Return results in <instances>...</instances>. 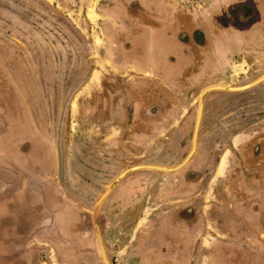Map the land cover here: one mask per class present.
<instances>
[{
	"label": "rangeland",
	"instance_id": "rangeland-1",
	"mask_svg": "<svg viewBox=\"0 0 264 264\" xmlns=\"http://www.w3.org/2000/svg\"><path fill=\"white\" fill-rule=\"evenodd\" d=\"M239 1L0 0V157L17 162L16 167L24 162L31 187L34 179L43 180L44 191L61 192L62 203L76 208L82 219L78 242H46L42 256L49 250L53 254L40 257L38 264H59L57 249L76 256L60 262L105 264L93 225L101 193L89 190L80 177L87 175L89 139L102 137L101 132L115 145L118 138L141 139L142 165L175 167L192 148L202 92L215 85L244 86L264 75V0H245L253 9L247 29L236 28L227 17V6ZM202 11L219 31L205 48L196 44H201V33L191 32L201 26ZM183 12L189 14L188 38L175 34L177 27H188L179 23ZM167 27L172 39L162 40L159 30ZM127 105L135 113L123 108ZM149 105L165 111L151 120ZM203 105L190 159L175 171L155 170L172 179L177 171L190 169L191 186L201 185L217 156L242 157L254 138L264 139V79L241 91L211 90ZM104 106L114 110L106 114ZM132 121L141 123L136 134L124 130V122ZM60 139L65 159L59 179ZM116 151L119 159L111 161L128 154L122 146ZM109 168L113 173L114 165ZM101 216L98 210L103 248L109 263L116 264L117 258L106 253Z\"/></svg>",
	"mask_w": 264,
	"mask_h": 264
},
{
	"label": "crops",
	"instance_id": "crops-1",
	"mask_svg": "<svg viewBox=\"0 0 264 264\" xmlns=\"http://www.w3.org/2000/svg\"><path fill=\"white\" fill-rule=\"evenodd\" d=\"M233 156L202 175L201 186L167 185L170 177L152 169L122 177L99 208L108 257L116 264H264V139L254 138L242 157ZM7 159L0 157V264H38L46 242H78L82 219L62 203L61 192L44 191L43 180L31 187L24 162L16 167ZM130 165L101 195L141 164ZM54 251L62 259L75 256Z\"/></svg>",
	"mask_w": 264,
	"mask_h": 264
},
{
	"label": "flooded vegetation",
	"instance_id": "flooded-vegetation-1",
	"mask_svg": "<svg viewBox=\"0 0 264 264\" xmlns=\"http://www.w3.org/2000/svg\"><path fill=\"white\" fill-rule=\"evenodd\" d=\"M247 2V1H246ZM245 0H240L239 3H236L234 5H228L227 6V17H229V19L231 21H233L235 23L236 28L238 29H247L249 26L245 25L246 23V19L248 18L249 15H251V13H253V9H249L250 6L248 5V3H246ZM168 12V10H167ZM185 12H183V17L181 18V20L179 21L180 24H187L188 27L187 29L189 30V20L187 19L189 17V14H187L186 17H184ZM206 11H202L201 13V26L200 27H194L191 32L193 33V35L195 36L197 34V32L201 33V44L200 43H196L198 47L201 48H205L206 46L210 45V43L212 42V35H217L219 33V31H217L215 29L214 26H212V20H208V18H212L211 16L208 17V15H206ZM142 19L147 18L146 15L141 16ZM156 19L159 18V15H154L152 16ZM207 18V19H206ZM167 21H170V19L168 18V16H166ZM254 21V20H251ZM250 21V22H251ZM160 25H156V26H151L154 28L159 27ZM171 27H174L173 25H171ZM142 28V27H141ZM169 27L166 28V30H159L160 31V38L162 40H168V39H172V33L171 30L168 29ZM185 28V27H184ZM182 27H177L175 34H186L187 38H188V32L187 29H184ZM160 29V28H159ZM141 31V29H139ZM143 30V29H142ZM143 32V31H142ZM173 32V31H172ZM178 37V36H177ZM189 43V41L187 42ZM187 43H185L187 45ZM195 44V43H194ZM210 47V46H208ZM137 54L138 56L142 57L143 56V51L137 50ZM184 64V62H182ZM203 64V63H201ZM204 65V64H203ZM206 65V64H205ZM120 97V96H118ZM124 98V97H123ZM104 100V99H103ZM123 108H127V112H129L130 114L133 113V107L131 105H127V106H123ZM148 108V106L146 107ZM149 113H150V117L151 120L152 119H157V117L162 114L165 110H163V108L161 107H155L154 105H149ZM204 105H203V110H204ZM103 109L107 110V113L105 111L106 114H111L112 111L114 110V107H103ZM135 109V108H134ZM262 109V108H261ZM203 112V111H202ZM141 113V112H140ZM139 113V114H140ZM105 114V116H106ZM115 118H113L114 120ZM117 127L119 128L118 124H116ZM141 123L137 122V121H132V122H124V130L125 129H129V130H134L133 134H136L135 131L137 129H141ZM106 127V126H103ZM236 127V126H235ZM107 128V127H106ZM96 129H99V127H96ZM104 133L101 132V136L102 137H96V138H91L89 139L87 145H86V153H85V162L87 163L86 165V174L87 175H81L80 177H84L86 178L87 182L89 185V190L93 191L95 190L96 192H102V189L105 185H107L118 173H120L121 171H123L124 169H126L127 165L131 164L129 167H132L134 165H137V163L140 162V164L142 165V142L140 140H136V138H130V139H120L118 138L117 140L115 139V141L119 144H110V138H108V136H103ZM61 143H58V146L60 147L59 150V154H58V159H57V173L55 172V177L57 178H61V175L63 174V170H62V164H63V159H65V154H63V149H62V144H63V139H60ZM119 146H122L124 150H128V154H125V156H121L120 161H116L117 159H119V157H117V155L115 153H117V149L119 148ZM116 148V150L114 149ZM116 151V152H115ZM110 154H113L112 156H110ZM110 157H114L115 159H112ZM84 157H80V161L83 160ZM222 158V155L217 156L215 159L217 160H213L214 161V167L215 168L216 164L219 162V160ZM115 162V163H114ZM118 163V164H117ZM110 165H114V170L113 173L110 172ZM88 168V169H87ZM212 169V170H213ZM178 173V177L176 179H170V181H166L167 185H175V184H182V182L186 185L190 184V175H191V171L190 169H181L180 171H177ZM209 173V172H208ZM88 174H91L90 176H88ZM209 175V174H206ZM203 176H205V174H203ZM92 177L91 182L90 180H88V178ZM96 177V180H95ZM176 182V183H174ZM91 185V186H90ZM198 186V185H197ZM201 186V185H200ZM91 188V189H90ZM151 196H148V200H150ZM149 203V201L147 202ZM106 237V235H105ZM104 238V236H103ZM106 245V244H105ZM107 253V252H106ZM58 256V260L60 261V256ZM51 257V251H47V254L45 256H43V258H49ZM49 261V264H51V261ZM43 263H46L43 260ZM59 263V262H58ZM60 263H64V262H60ZM119 263L123 264L124 263V259H119ZM126 264V263H124Z\"/></svg>",
	"mask_w": 264,
	"mask_h": 264
},
{
	"label": "water",
	"instance_id": "water-1",
	"mask_svg": "<svg viewBox=\"0 0 264 264\" xmlns=\"http://www.w3.org/2000/svg\"><path fill=\"white\" fill-rule=\"evenodd\" d=\"M263 79H264V75L261 78L253 81L252 83H249L247 85L240 86V87H225V86L215 85V86L208 87L207 89H205L202 92L201 97L199 99V109H198V114H197V118H196V122H195L192 148H191L189 154L187 155V157L184 159V161H182L179 165H177L175 167H171V168L161 167V166H153V165H139V166H135V167H132L130 169L125 170L124 172H122L118 177H116L112 181V183L110 184V186L107 188V190L103 193V195H101V197L97 201L96 205L94 206V210H93V225H94L95 230H96V235H97V240H98L99 248H100V251H101L102 259H103V261H104L105 264H110V263H109V261H108V259L106 257V254H105V251H104V248H103L101 233L99 231V226L97 224V211L99 210V207H100L103 199L107 196V194L114 187V185L122 177H124L126 174H128L131 171L137 170V169H152V170H159V171H175V170L181 168L190 159V157L193 154V152L195 150V147H196L197 133H198V129H199L200 121H201L202 110H203V98H204L205 94L207 92L211 91V90H216V89H219V90H230V91H241V90L248 89V88H250V87L258 84Z\"/></svg>",
	"mask_w": 264,
	"mask_h": 264
}]
</instances>
